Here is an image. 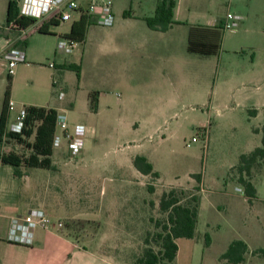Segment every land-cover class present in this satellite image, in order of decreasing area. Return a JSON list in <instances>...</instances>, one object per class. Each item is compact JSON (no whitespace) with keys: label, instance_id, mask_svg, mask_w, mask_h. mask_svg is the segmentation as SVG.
<instances>
[{"label":"rangeland","instance_id":"rangeland-1","mask_svg":"<svg viewBox=\"0 0 264 264\" xmlns=\"http://www.w3.org/2000/svg\"><path fill=\"white\" fill-rule=\"evenodd\" d=\"M157 2L115 0V24L90 26L85 40L71 53L58 50V43L71 30L72 21L51 25L50 33L33 32L32 24L26 59L14 68L12 95L17 105L10 121L14 122L16 114L29 103H52L65 108L71 129L82 123L92 131L91 139L85 138L78 155H70L66 140V159L54 155L56 162L71 157L72 164L59 178L58 196L48 201L54 210L46 208L57 214V223L59 218L69 216L64 214V205L71 210L84 206L89 213H95L100 204L98 192L108 187L111 193L107 195V206L119 205L120 209L115 224L103 226L105 238L113 240L96 242L102 251L135 263L146 248L161 250L156 235L162 231L168 213L161 210L160 199L165 191L176 189L182 203L199 195L200 207L195 238L180 240L181 250L172 264H229L221 255L237 239L249 246L246 259L240 264H264V160L252 168L254 197L249 198L239 182L241 156L262 145V132L257 133L254 128L264 125V113L249 120L248 113L236 106L240 96L253 85L245 87L232 76L240 72L241 62L246 64L254 58L264 62V0H177L178 17L183 21V26L175 31L178 34L184 35L190 24L224 22L228 12L242 19L238 26L223 30L218 55L190 53L183 40L165 62L155 57L141 62L153 70L154 79L135 81L123 68L131 61L121 48L128 43L129 28H148L142 17L154 15ZM6 12V0H0L1 24L6 23ZM116 24L125 25L126 32L112 31ZM6 44V38L0 36V47ZM50 62L55 67H50ZM71 63L80 65V75L66 66ZM8 74L0 79V105L9 83ZM141 91L156 93L148 111L142 108ZM92 92L103 96L99 113L91 109ZM138 122L140 130L135 129ZM10 151L29 154L14 141L0 144V154ZM137 155H144L153 163L158 178L133 173L127 162ZM40 170L22 167L25 174ZM113 184H117L119 193L113 191ZM133 186L136 189L131 193ZM71 188H79V203L68 195ZM113 195L119 202L113 200ZM60 225L83 243L92 242L101 230L96 222L77 219H65ZM207 235L211 238L209 244Z\"/></svg>","mask_w":264,"mask_h":264},{"label":"crops","instance_id":"crops-1","mask_svg":"<svg viewBox=\"0 0 264 264\" xmlns=\"http://www.w3.org/2000/svg\"><path fill=\"white\" fill-rule=\"evenodd\" d=\"M8 2L9 0H6V8H8ZM178 14L179 10L177 2L174 19L180 23H174L167 31L155 30L149 26L148 28H142V30L137 27H132L131 29L129 28L128 35H126L128 43L122 45L121 49L124 50L122 53H128L130 55L131 62L125 65L123 64L124 70L126 69L129 72L130 79L136 81L140 78L141 80L143 79L142 81L149 82V79L152 80L155 78V73L141 62H144V60L146 61L147 59H153V57H155L156 60L165 62L166 56H170V53H174V51L172 52L171 50L174 49L176 44L182 43L183 40H186V48L188 50L189 30L194 24H190V26L186 27L184 35L182 33H176L175 31L177 27H180L181 25L183 26V21L180 17H178ZM145 17L147 16H143L142 18L145 20ZM216 25L217 23H211L207 26ZM111 30L116 31L118 34H123L126 32V27L125 25L116 24V26H114ZM36 31L40 32L39 30H34L33 32ZM0 36H4L6 38L7 44L3 48H8L12 42L17 40L18 32L15 30L11 31L6 23H0ZM24 42L25 45H22V47L25 50L28 43V37L24 40ZM174 56L175 55L173 54V58ZM139 62L141 64H139ZM241 63L240 72L234 73L232 76L239 78V80H241V84L245 87H248L249 84H252L253 87H251V90L244 92L240 96V98L236 101V106L241 107L246 111V113H248L249 120H256L264 113V62L259 63L254 58L249 61V63ZM8 71V61L5 58L0 57V79L5 73L8 74ZM157 71L160 73L161 70L157 67ZM147 72H152V74H146ZM14 74L13 79L16 80V75ZM227 74H229V70H227ZM103 94H106V92ZM139 95L144 101L142 104L143 110L146 109L148 111L152 106L151 103L155 99L156 93L153 91H141L139 92ZM11 100L15 104V109L17 104L13 99L12 93ZM98 104L97 113L101 112L103 109V96L100 93L98 97ZM28 105L52 107L58 112H65L64 107H60L52 103L43 105L41 103L34 102L29 103ZM2 107L3 101L0 105V115ZM253 110H256L257 112L255 115H251L250 111ZM11 113L12 111L10 112V118ZM140 125L141 124L139 122L136 123L135 129L140 130ZM263 126L264 125L256 126L254 131L257 133L262 132ZM91 133L92 131L87 129L86 138L91 139ZM66 149L67 147L64 143L61 148L54 150V155L57 154L60 158L66 159V155L64 156V154H66ZM125 158L127 159V157ZM71 159L72 158L70 157L69 160L56 162L53 156L55 171L40 168V171L33 172L32 174H24L21 178L15 176L14 168L11 165L3 164L0 161V264H135L131 260L121 259L115 253L102 251L99 248V244L97 245L96 243L97 241L100 242L104 239L113 240L112 238H105L103 226L115 224L114 220L117 215L116 212L120 209L119 205L113 207L107 206V195L111 193L108 187H103L98 192L99 196L96 197L99 198L100 204L98 206L99 209H97L95 213H93V211L92 213H89V211L83 209L84 206L81 208L77 205V210H71L69 209V206H65L64 204V206H62V208L66 211L64 214H68L69 216L59 218L60 222H63L65 219H77L100 224L101 230L97 233V235H95V237H93L94 240L90 243H83L81 240L75 238L66 228L61 227L60 222L58 221L57 223V214L50 213V211L46 208V206H48V208L52 207L48 201H51L54 196H58V191L61 188L58 185L60 181L59 178L62 177L63 173L65 174L66 171H68L69 165L72 164ZM133 160L134 158L128 159L127 163L129 164V168L132 169L135 175L144 177V174L135 167ZM52 171H54V173ZM116 180L117 179H115V181ZM113 186V191H115V193H119L120 189L117 184H113ZM135 189L136 188L133 186V188L130 189V192L134 193ZM68 191V195H73L74 197L73 202L79 203V199H81L79 188H71V190ZM29 194H32L31 199L28 198ZM112 198L113 200L119 202V198L116 195H113ZM34 203H38V206L34 205ZM32 208H45V210L52 217L53 223L47 228L38 227L35 230L32 244H22L10 241L9 231L12 218L25 215ZM80 209L81 213H78V210ZM99 211H101L102 214ZM182 238L184 237L177 239L179 250L175 260L178 258L181 250L179 242Z\"/></svg>","mask_w":264,"mask_h":264},{"label":"trees","instance_id":"trees-1","mask_svg":"<svg viewBox=\"0 0 264 264\" xmlns=\"http://www.w3.org/2000/svg\"><path fill=\"white\" fill-rule=\"evenodd\" d=\"M176 5V0H158L154 15L145 17L148 26L155 30L167 31L174 23H180L174 19ZM35 22L36 18L20 14L18 0H9L6 18L7 26L12 25V28L20 30L31 26ZM60 24L61 22L50 20L43 24L39 31L50 33L49 27L51 25ZM88 29V18L82 15L77 21L73 22L71 30L63 36L76 42H82L86 38ZM224 29L222 21L216 26L192 25L188 36V51L202 56L219 54L222 48ZM18 44L24 46L25 42L24 40L18 41ZM66 66L75 69L80 75V65L71 63ZM8 80L9 83L5 91L0 115V144L5 141H14L27 149L29 154L25 155L16 151L2 153L0 154L1 163L11 165L14 168L15 176L18 178L24 176L25 173L22 171L24 166L55 169L53 164V143L59 112L52 107L26 105L27 114L23 130L19 133L8 131L13 86L12 74H8ZM98 95V92L90 94V105L94 111L98 110ZM250 112L251 115L257 113L256 110ZM262 134V145L248 154H243L239 165V182L245 186L249 198L256 195V188L250 178L252 168L260 160H264V126ZM133 162L135 167L144 175H151L155 179L159 177V173L154 170L153 163L146 156L137 155ZM245 175H247V178ZM197 178L201 182V177L198 176ZM195 189L199 191L200 186ZM149 190L154 191L152 185L149 186ZM199 207V195L195 194L190 202L182 203L176 189L165 191L160 199V208L163 212L168 213V217L162 225V231L156 235L161 241V250L156 251L153 247L146 248L143 255L135 261V264H172L179 250L177 239L181 237L194 238L196 235ZM210 240V236L207 235L206 241L208 244ZM248 251V244L242 239H237L229 245L227 251L221 255V259L227 260L229 264H240L245 261Z\"/></svg>","mask_w":264,"mask_h":264},{"label":"built area","instance_id":"built-area-1","mask_svg":"<svg viewBox=\"0 0 264 264\" xmlns=\"http://www.w3.org/2000/svg\"><path fill=\"white\" fill-rule=\"evenodd\" d=\"M115 0H18L20 14L36 18L32 27L33 30L39 28L50 20L58 22L77 21L82 15L86 16L89 21V27L100 25L103 27H112L115 24L114 15ZM242 17L238 14L228 12L224 20V28H233L239 25ZM11 31L18 32L17 40L12 42L10 47H0V57L8 61L9 74H14V68L21 61L26 59V53L22 45H17L18 41L27 38L30 26L20 30L8 26ZM32 30V31H33ZM79 42L70 38L63 37L58 43V50L71 53ZM50 67H55L54 62L49 63ZM14 102H10V111L14 110ZM26 109L16 114L14 122H8V131L21 132L25 125ZM87 127L84 124H76L70 128L66 112H59L56 122L54 136V150L61 148L63 141H67L69 153L72 156L78 155L85 145ZM5 139V137H4ZM197 140L196 137L193 138ZM242 191L241 187H238ZM1 210V206H0ZM53 223V219L44 209L32 208L28 213L22 216L12 218L10 223L9 240L16 243L32 244L35 230L38 227L47 228Z\"/></svg>","mask_w":264,"mask_h":264}]
</instances>
